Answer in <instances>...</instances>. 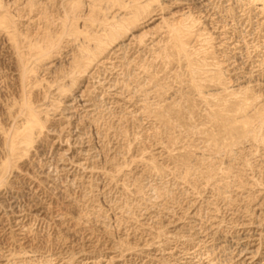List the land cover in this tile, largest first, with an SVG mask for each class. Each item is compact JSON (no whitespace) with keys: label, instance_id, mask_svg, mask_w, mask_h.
<instances>
[{"label":"rangeland","instance_id":"rangeland-1","mask_svg":"<svg viewBox=\"0 0 264 264\" xmlns=\"http://www.w3.org/2000/svg\"><path fill=\"white\" fill-rule=\"evenodd\" d=\"M262 4L0 0V264L264 263Z\"/></svg>","mask_w":264,"mask_h":264},{"label":"bare ground","instance_id":"bare-ground-1","mask_svg":"<svg viewBox=\"0 0 264 264\" xmlns=\"http://www.w3.org/2000/svg\"><path fill=\"white\" fill-rule=\"evenodd\" d=\"M257 1V0H256ZM260 1V3H261V0H259ZM256 3V2H255ZM262 3H264L263 2V0H262ZM259 4V3H258ZM190 5V4H189ZM260 5V4H259ZM258 5V6H259ZM262 8L264 9V4H262ZM258 9H259V7H258ZM263 9H261V10H263ZM5 27V26H4ZM5 29V28H4ZM2 31H4L3 29H1ZM109 30V29H108ZM2 31H0V32H2ZM5 33V32H4ZM91 39V38H90ZM99 40V39H98ZM229 40V39H228ZM99 42V41H98ZM227 42V41H226ZM225 43V42H224ZM231 43V42H230ZM238 43V42H237ZM101 46V45H100ZM231 46V45H230ZM236 46V45H235ZM233 47V46H232ZM235 48V47H234ZM103 51V50H102ZM89 58V57H88ZM21 62V61H20ZM22 63V62H21ZM27 64V63H26ZM99 64V63H98ZM21 65V64H20ZM24 65H25V62H24ZM22 68H23V66H21ZM24 69V68H23ZM22 73V72H21ZM103 74V73H102ZM101 78V77H100ZM106 80V79H105ZM100 82V81H99ZM110 82V81H109ZM116 87V86H115ZM76 96V95H75ZM77 98V97H76ZM75 98V99H76ZM81 99V98H80ZM84 99V98H83ZM75 101H77V99L75 100ZM78 101H80L79 100V98H78ZM73 102H74V100H73ZM72 102V103H73ZM69 103H71V102H69ZM71 103V104H72ZM71 104H69V105H67V110H68V114H71V113H73V111H74V107H75V105L73 104V106L71 105ZM78 106H80L82 109L83 108H85L86 106H87V104H85V103H79L78 104ZM76 107H77V105H76ZM75 107V108H76ZM73 110V111H72ZM87 110V109H86ZM86 110H85V112H86ZM76 111V110H75ZM91 111V110H90ZM88 112H89V110H88ZM30 114V113H29ZM67 114V115H68ZM62 115V114H61ZM63 115H64V113H63ZM72 115V114H71ZM74 116H75V113H74ZM84 117V116H83ZM66 118V117H65ZM68 119L70 118V116L69 117H67ZM67 118H66V120H67ZM74 118V117H73ZM25 119V118H24ZM32 119L30 118H28V120H26L25 119V122H24V125H23V122H21V124H22V129H20L19 131H21L20 133H19V135H20V137H21V139H27L30 135H32L33 133L36 135L38 132H39V130H38V132L36 131V126H35V129H33L32 128V126L34 127V125H32V121H31ZM24 121V120H23ZM71 121V120H70ZM69 122V121H68ZM34 124V123H33ZM44 125V124H43ZM70 125V124H69ZM17 127V126H16ZM68 127V126H67ZM31 128L33 129V131H35V132H37V133H35V132H33V131H31ZM38 129H41V127L40 128H38ZM14 130V129H13ZM76 130H77V128H76ZM42 131V130H41ZM61 131V130H60ZM9 133V132H8ZM33 134V135H34ZM72 134V133H71ZM77 135V134H76ZM18 136V135H17ZM36 136H38V135H36ZM56 136V135H55ZM85 136V135H84ZM14 137V136H13ZM12 137V139H14V138H16V137H14L13 138ZM20 137H18V138H20ZM32 137V136H31ZM79 137H80V135H79ZM34 138V137H33ZM57 138V137H56ZM85 138V137H84ZM11 139V140H12ZM21 139H20V141H21ZM60 139V138H59ZM81 139V138H80ZM16 140H18V139H16ZM29 140V139H28ZM55 140V139H54ZM76 140H77V138H76ZM19 141V140H18ZM59 141V140H58ZM62 141V140H61ZM68 141V140H67ZM257 141V140H256ZM23 142V141H22ZM22 142H20V144L22 143ZM26 143H27V141H25ZM32 142V141H31ZM64 142V141H63ZM84 142V141H83ZM17 141H11L10 142V145H9V148H8V150H7V153L8 154H10L12 151H14V148H15V146L17 145ZM28 143H29V141H28ZM59 143H61V142H59ZM77 143V142H76ZM55 144V143H54ZM53 144V145H54ZM69 144V143H68ZM73 144V143H72ZM5 145H7V144H5ZM19 145V144H18ZM27 145V144H26ZM63 145V144H62ZM75 145V144H74ZM28 146H30V144H28ZM70 146V145H69ZM27 147V146H26ZM40 147V146H39ZM52 147V146H51ZM71 147H72V145H71ZM75 147V146H74ZM7 148V147H6ZM18 148V147H17ZM28 148V147H27ZM42 148V147H41ZM41 148H39V149H41ZM39 149H37L36 151H39ZM52 149V148H51ZM69 149V148H68ZM91 149V148H90ZM44 151H45V149H43ZM59 150V149H58ZM66 150V149H65ZM68 151V150H67ZM78 151V150H77ZM41 152V151H40ZM47 152V151H46ZM53 152V151H52ZM79 152V151H78ZM37 153V152H36ZM51 153V152H50ZM92 153V152H91ZM12 154V153H11ZM55 154V153H54ZM62 154V153H61ZM59 152H57V154H56V156L58 155H61ZM63 154H65V153H63ZM68 154V153H67ZM82 154V153H81ZM87 154V153H86ZM44 155L45 154H43V157H44ZM48 156V155H47ZM64 156H66V155H64ZM64 156H63V158H64ZM67 156H69V155H67ZM76 156H77V154H76ZM83 156V155H82ZM6 157V156H5ZM38 157V156H37ZM41 157V156H40ZM42 157V158H43ZM46 157V156H45ZM49 157V156H48ZM51 157V156H50ZM36 158V157H35ZM56 158V157H55ZM75 158V157H74ZM87 158V157H86ZM85 159V158H84ZM91 159V158H90ZM54 160V163H52L49 159H45V162L43 161L42 163L43 164H45V165H47L48 164V162L50 161L52 164H50V165H53L52 167H53V169H50V170H48L47 169V171H45L44 169L47 167H45L44 169H43V171H45L44 173H45V177H46V179H47V183H46V185H45V182H44V185L45 186H47L49 189L51 188V187H53V185H54V181H55V178L58 176H56V174L57 173H55V172H57L58 170H60V165H59V163H58V161L59 160H62V157L60 158L59 157V159H53ZM52 160V161H53ZM39 161H41L40 159H39ZM66 161V160H65ZM90 161V160H89ZM36 162V161H35ZM67 162V161H66ZM68 162H70V160L68 161ZM71 162H72V160H71ZM38 163H40V162H38ZM82 163H84V162H82ZM86 163V162H85ZM67 164V163H66ZM70 164H72V163H70ZM74 164V163H73ZM79 164V163H78ZM41 165V164H40ZM75 165H77V163H75ZM74 165V166H75ZM81 165V164H80ZM69 167V166H68ZM78 167H79V165H78ZM50 168V167H49ZM62 169H63V167H62ZM65 169V168H64ZM67 169V168H66ZM75 169V168H74ZM83 169V168H82ZM91 169V168H90ZM68 170V169H67ZM92 170V169H91ZM90 170V171H91ZM40 171V170H39ZM41 171H42V169H41ZM42 171V172H43ZM89 171V170H88ZM59 172H61V170L59 171ZM40 173V172H39ZM41 174H43V173H41ZM60 174V173H59ZM56 180H58V178L56 179ZM63 180V179H62ZM42 181H45V180H42ZM57 183H58V181H57ZM63 184V183H62ZM32 186V185H31ZM57 186H59L58 184H57ZM17 187V186H16ZM27 187V186H26ZM46 187V188H47ZM31 188V187H30ZM62 188V187H61ZM22 190V189H21ZM30 190V189H29ZM28 190V191H29ZM62 190V189H61ZM18 191V190H17ZM30 191H32V190H30ZM29 191V192H30ZM36 191V190H35ZM53 191V189H51L50 190V192H52ZM10 192V191H9ZM24 192V191H23ZM33 192V191H32ZM11 193V192H10ZM20 193V192H19ZM53 193H56V191L55 192H53ZM57 193H59V192H57ZM61 193V192H60ZM11 195V194H10ZM23 195V194H22ZM24 195H26V194H24ZM3 196V195H2ZM2 196H1V198H2ZM6 196V195H5ZM4 196V197H5ZM29 196V195H28ZM31 196V195H30ZM56 196V195H55ZM33 197V196H32ZM17 198H18V195H11V196H9V198L8 199H4V198H2L1 200H0V231H6V230H8V231H10V232H12L15 236H16V239L20 242L19 243V245L20 244H24V247L26 246L25 244H28L29 243V226L28 225H26L25 224V221L23 220V217H22V213H20V211L19 210H17V202H18V200H17ZM29 198V197H28ZM61 198V197H60ZM59 199V198H58ZM23 200H24V198H23ZM36 201V200H35ZM41 202V201H40ZM22 204V203H21ZM27 204V203H26ZM42 204V203H41ZM27 206V205H26ZM35 206V205H34ZM39 207V206H38ZM35 209H38V208H35ZM35 209H33V213L37 216V214L38 213H42V211L40 212H36V211H38V210H35ZM57 209V208H56ZM21 211H23V209L21 210ZM27 212V211H26ZM29 212V211H28ZM27 212V213H28ZM36 212V213H35ZM46 212V211H45ZM48 212V211H47ZM23 213H25V212H23ZM31 214V213H30ZM28 216V215H27ZM33 216V215H32ZM38 216H39V214H38ZM67 216V214L65 213V214H63L62 212L60 213V212H58L54 217L56 218V219H53V220H55L56 221V224H57V226L58 227H60L61 229H63V230H65V232L66 231H71V229H75L76 227L74 226V224L77 222L76 220V222L73 224V228H71V229H69V228H67L66 227V229H65V225L66 224H70L69 223V220H67L66 218H68V216ZM26 217V216H25ZM71 218V217H70ZM24 219H26V218H24ZM42 219V218H41ZM195 223H197V222H195ZM31 224V223H30ZM55 224V225H56ZM70 225H72V223L70 224ZM75 225H77V224H75ZM196 225V224H195ZM32 226V225H31ZM30 226V227H31ZM78 226V225H77ZM56 227V226H55ZM58 229V228H57ZM31 231V230H30ZM88 232V231H87ZM4 233V232H3ZM42 233V232H41ZM86 234V233H85ZM31 235V234H30ZM33 235V234H32ZM42 235V234H41ZM43 236V235H42ZM67 236V235H66ZM11 237V236H10ZM80 237V236H79ZM88 237V236H87ZM12 238V237H11ZM43 239V238H42ZM44 239H45V237H44ZM257 239V238H256ZM13 240V239H12ZM86 240V239H85ZM239 242V241H238ZM31 243V242H30ZM34 243V242H33ZM2 244V243H1ZM32 244V243H31ZM39 245V244H38ZM22 247V246H21ZM31 247V246H30ZM247 247V246H246ZM25 248H27V247H25ZM25 248H22V249H25ZM238 248V247H237ZM26 250V249H25ZM4 251V250H3ZM27 251V250H26ZM25 251V252H26ZM31 251V250H30ZM254 251V250H253ZM253 251H251L250 249H246L245 248V250H244V252H240L238 255H237V257H239L240 259H242V258H244V260L246 261V260H249V259H251V257H253ZM20 252H22V251H20ZM23 252H24V250H23ZM22 252V253H23ZM28 252V251H27ZM26 252V253H27ZM2 253V252H1ZM1 253H0V255H1ZM4 253V252H3ZM10 253V252H9ZM21 253V254H22ZM25 253V254H26ZM31 253V252H30ZM256 253V252H255ZM13 254V253H12ZM31 254H33V253H31ZM5 255V254H4ZM251 255V256H250ZM8 256V255H7ZM17 256V255H16ZM22 256H23V254H22ZM236 256V255H235ZM12 256H10V258H11ZM29 257V256H28ZM237 257L236 258H234L233 256H232V259H237ZM9 258V257H8ZM7 258V259H8ZM24 258V257H23ZM231 258V257H230ZM229 258V259H230ZM2 259V258H1ZM253 259V258H252ZM251 259V260H252ZM25 260V259H24ZM1 261V260H0ZM9 261V260H8ZM8 261H6V262H8ZM242 261V260H241ZM244 261V262H245ZM11 262H12V259H11ZM11 262H10V264H11ZM250 262V261H249ZM5 264V263H4ZM22 264H24V263H22ZM258 264V263H257ZM262 264H264V263H262Z\"/></svg>","mask_w":264,"mask_h":264}]
</instances>
